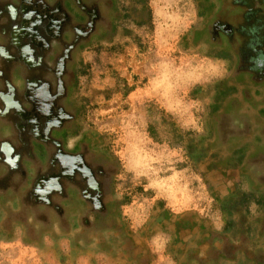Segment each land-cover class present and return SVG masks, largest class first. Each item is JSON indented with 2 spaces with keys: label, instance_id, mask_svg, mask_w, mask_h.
Masks as SVG:
<instances>
[{
  "label": "rangeland",
  "instance_id": "rangeland-1",
  "mask_svg": "<svg viewBox=\"0 0 264 264\" xmlns=\"http://www.w3.org/2000/svg\"><path fill=\"white\" fill-rule=\"evenodd\" d=\"M149 4L152 27L110 36L105 0H0V143L41 121L62 152L27 185L0 151V264H264V79L211 41L199 0ZM70 154L81 195L107 173L114 191L65 202Z\"/></svg>",
  "mask_w": 264,
  "mask_h": 264
},
{
  "label": "crops",
  "instance_id": "crops-1",
  "mask_svg": "<svg viewBox=\"0 0 264 264\" xmlns=\"http://www.w3.org/2000/svg\"><path fill=\"white\" fill-rule=\"evenodd\" d=\"M202 1L203 0H199L200 3ZM209 1H210L209 6H211V9L209 10L210 14H212L214 12H219V11H221V9H224L225 12H231L232 8L234 11H241L242 6H243L242 1L237 3L239 8L235 7V4L232 5V2H230L229 0H209ZM249 1H250L249 6L251 8H253V9H250L251 12H253V13L254 12H260V13L264 14V0H249ZM245 2H246V0H245ZM201 7H202V5L199 6V13L207 14L208 11L204 12V10ZM234 8H236V9H234ZM224 57H219L217 59L224 60ZM7 122H10L13 125L14 131L16 132L13 134L14 142L18 141V142H21V144L18 146H16V145L14 146L12 144V142H10V140H12V139H9V141L3 140L0 143V151L3 152L4 156H6L7 159L12 160V159L17 157L16 160H18L20 162V164L17 165V168L21 169L18 171L21 172V177H24L23 182H25V184L28 185L32 179H33V181L37 180L36 175H39L43 172L44 167L46 168L49 165V161L51 163H52V161H54L56 164H58L57 161H55V159L58 158L59 154H61L62 152H59V150L56 149V150H53V153L50 156L47 157V154L45 155V151L43 152V149H42L43 144L40 143V141H39L40 139H42L41 138L42 134L40 131L42 129V125H40L41 121H7ZM54 124H56V121H45L44 126L47 127V126H52ZM48 141L56 142L55 140H48ZM6 142H7V144H6ZM50 148H51V146H50ZM40 153H42V154L44 153V156L41 157ZM68 156H69V160L71 159V161L66 162L65 167H64V165H62L63 171L61 172V175L64 176V177H61V180L64 183L65 187L76 190L77 191L76 197H79V199L85 198L84 200H86V199L90 200V198H91V200H93L94 203L97 200V199H94L97 197L96 194L98 195V197H102V196L105 197V195L103 194V190L101 188L102 185H101L100 179L95 178V177H93L95 179V181H92L91 178H89V181L93 182V184H94V193L90 192V191H87V193H89V194L82 193V195H81L79 193L78 186L75 183V180H77V177L74 174L75 171L72 172L73 175H70V174L64 172L65 168L69 164H70V168H72V170L79 168L77 166L78 162L74 163V161H73V160H77V156L71 155V154ZM62 158L67 159V156L64 157V154H62ZM98 165L99 164H96L95 166L97 167ZM15 166H16V164H15ZM33 168H35L34 172H32ZM51 171H54V170H51ZM45 174H48V175L47 176L43 175L42 179L39 180L40 182L41 181L43 182V180L55 181V178L59 179V175H60L57 172H50V171L49 172L47 171V173H45ZM57 174H59V175L57 176ZM71 176H73V177H71ZM36 186L37 185H34L33 187L31 186V188L34 189ZM5 194H7V193H5ZM63 196H64V198H63V200H64L67 197H69V194H67L65 191L63 193ZM72 196H73V194H72ZM10 198L14 199L13 196L9 197V199ZM55 200H56V198H55ZM38 202L39 201H36L35 204H39ZM50 204H47V205H50ZM35 217L37 219L38 216L36 215ZM37 221H41V218L39 217L37 219Z\"/></svg>",
  "mask_w": 264,
  "mask_h": 264
},
{
  "label": "flooded vegetation",
  "instance_id": "flooded-vegetation-1",
  "mask_svg": "<svg viewBox=\"0 0 264 264\" xmlns=\"http://www.w3.org/2000/svg\"><path fill=\"white\" fill-rule=\"evenodd\" d=\"M232 2V5L235 4V7L239 8L238 4L240 1L243 2V6L241 11H234L233 8L231 12H225L224 9H221L219 12H214L210 14L209 10L211 6H209V0H203L201 2L202 9L208 11L207 17L209 18V23H207L208 33L210 34L211 41L215 42V44H220L221 42L231 46V47H239L243 48V54L239 57L241 61L246 66L247 72L253 77L256 76L260 79H264V14L260 12H251L250 1L249 0H229ZM245 2V3H244ZM236 9V8H234ZM227 10V9H226ZM225 53L228 52L224 51ZM226 54L223 55L227 56ZM219 58V57H217ZM256 74V75H253ZM62 144V139H60ZM91 150L87 151V163L89 166L93 167L96 164L101 165L106 168L103 164L99 162H93L91 159ZM110 174V173H107ZM103 175H95L96 178L100 179ZM101 182V180H100ZM102 185V182H101ZM102 190L103 187L101 186ZM69 196L74 198V202H70V204H81L83 206L86 205L84 199H79L76 197V190L69 189ZM73 194V196H72ZM103 194L105 196L110 193H105L103 190ZM77 198V199H76ZM12 199V198H11ZM109 202V201H107ZM106 202V203H107ZM106 203L104 204V208L106 210ZM94 212V211H92ZM106 212V211H105ZM95 213V212H94ZM96 214V213H95Z\"/></svg>",
  "mask_w": 264,
  "mask_h": 264
},
{
  "label": "trees",
  "instance_id": "trees-1",
  "mask_svg": "<svg viewBox=\"0 0 264 264\" xmlns=\"http://www.w3.org/2000/svg\"><path fill=\"white\" fill-rule=\"evenodd\" d=\"M130 1V7L128 5H124L123 1L121 4L124 5V8L119 7L116 5V0H105L106 9L108 12H110L111 22L108 29L106 30L108 33H105L106 35H112L117 29L121 30L123 28V31L128 32L126 27L123 24V21H130L136 26H144L152 27V10L149 4V0H128ZM119 2V1H118ZM122 25V26H121ZM227 55L224 51H220L219 53H216L214 56L216 57H222L223 55ZM91 153V159L93 162H99L103 164L104 166L108 165V158L99 151H90ZM100 180L102 182V187L105 193H112L114 191V176L112 174H107L105 176L100 177ZM245 198V196L243 195ZM263 197L256 198L258 202H262L261 199ZM77 199V198H76ZM65 202H74L73 197H67L64 199ZM118 202L116 201H109L106 203V211L112 208V205H116ZM38 219V217H37Z\"/></svg>",
  "mask_w": 264,
  "mask_h": 264
}]
</instances>
